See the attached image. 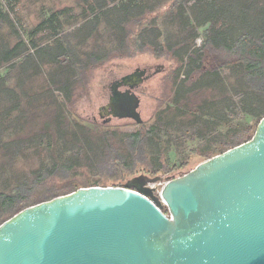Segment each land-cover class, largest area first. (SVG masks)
Returning a JSON list of instances; mask_svg holds the SVG:
<instances>
[{"label": "rangeland", "instance_id": "1", "mask_svg": "<svg viewBox=\"0 0 264 264\" xmlns=\"http://www.w3.org/2000/svg\"><path fill=\"white\" fill-rule=\"evenodd\" d=\"M208 1L213 3V0ZM238 1L248 7V18L252 20L247 25H250L251 30L255 29L252 34L260 36L264 32L261 24L264 0ZM92 4L98 6V2L94 0H0V15L4 18L0 30V57H13L9 50L17 44L21 45L20 53L17 52L20 54L18 57H29L16 70L10 69L9 65H0V78L7 80L6 86L0 88V193L29 186L40 174L54 166L68 164V161L81 165L76 176L82 180L95 174L93 167L101 159L100 155H103L102 164L106 163L104 167L110 165V170L119 171V175H122V171L127 173L133 170L135 166L137 169L165 166L167 175L173 179L161 174L147 176L164 179L161 185H149L157 189L154 195L158 197L165 182L180 178L196 168L204 160L201 158L204 151L218 150L233 127H253L256 124L258 117L243 111V107L249 105L260 108V103L250 104L249 98L243 95V68L222 69L220 76L224 82L219 84L213 76L205 77L200 72L188 71L190 58L178 52V57L184 60L181 70H178L181 61L175 58L158 59L148 54L114 58L101 68L91 69L89 54L92 50H119L127 54L130 47H134L131 41L122 44L120 30L114 31L112 26L100 25L101 21L96 28L98 30L90 37L87 34L92 32V26L79 30L85 22L82 15L85 11L88 12V6ZM170 7L171 3L159 7L156 13L145 16V20L142 17L141 22L130 23L128 28L132 39L145 29L144 36L152 38L154 35L148 34L152 28L145 23L157 17L159 24L163 25ZM56 13H62L59 22L48 23ZM225 15L227 14L222 13L197 28V37L192 42L190 51L194 52L193 55L212 37L215 41L216 33L229 32L228 29L233 23L229 21V15ZM232 27L237 28L239 24ZM162 31L171 47L179 45L175 43L179 34L177 28L168 26L166 30L163 25ZM167 31L171 32L167 34ZM56 34L60 35L59 44L56 42ZM33 45L47 48L38 54L24 56L28 51H34ZM67 56L73 57L81 67L89 68L83 72V78L79 77L82 74L70 63L62 64ZM202 63V68L208 72L213 69L210 55ZM137 65L150 68L152 72L160 67L159 74L138 95L141 99L140 114L143 125L129 120H114L112 124L98 125L100 129L93 131L78 123L76 119L85 120L90 110L97 114L106 98L108 99L111 83L131 72ZM87 75L88 82L83 87ZM199 80L201 87H197ZM174 82L177 83L176 86ZM69 86L73 87L67 92L73 103H67L64 96V89ZM58 110L66 113L68 124L63 128L64 133L61 136L55 127L56 115H60ZM98 121L102 122L99 119ZM46 124H51L50 131H45ZM153 128L156 130L154 136L141 144L143 152L141 148L134 155H138L140 159L133 160L132 152L124 167L121 163L113 164L106 157L102 138L104 133H113L109 138L121 144L122 141L125 143L127 136ZM136 160L141 162L135 164ZM144 160L146 165L142 162ZM186 162L190 165L183 166L182 169L174 168ZM124 175L126 177L128 174ZM128 177L126 180L133 178ZM99 179L95 175V180Z\"/></svg>", "mask_w": 264, "mask_h": 264}, {"label": "water", "instance_id": "2", "mask_svg": "<svg viewBox=\"0 0 264 264\" xmlns=\"http://www.w3.org/2000/svg\"><path fill=\"white\" fill-rule=\"evenodd\" d=\"M129 94L110 107L141 125L140 98ZM163 182L80 188L21 211L0 226V264H264V118L249 142L155 197L149 185Z\"/></svg>", "mask_w": 264, "mask_h": 264}, {"label": "trees", "instance_id": "3", "mask_svg": "<svg viewBox=\"0 0 264 264\" xmlns=\"http://www.w3.org/2000/svg\"><path fill=\"white\" fill-rule=\"evenodd\" d=\"M94 1L98 2V6H96L95 4L88 6V12L85 11V13L81 17L85 22L83 23V26L79 28V30H84L86 29V27L92 26V32L87 34V37H90V35H92L94 31L98 30L96 28L98 26V23L101 21L100 25L105 24L107 27L112 26L113 28L115 26L114 29H111L114 31L120 30L122 35V44H124L125 41H128L129 43L131 41V44H133L134 47H130V51L127 54L122 53L119 50L109 52L105 50H92V53L89 54V64L91 69L101 68L114 58L135 57L141 54H148L158 59L175 58L176 60L181 61V67H179L178 69L181 70L184 60L183 58L180 59V57H178V52H181L183 53V56L187 55L190 58L188 65L189 67H187L189 68L188 71L200 72V75L205 74V77L213 76L214 80L219 84H223L224 82V80L220 76V72L222 69L229 67L243 68V95L249 98L250 104L252 102H254L255 104L260 103V108H252V105H249L248 107L244 106L243 111L249 115L258 117L256 124L253 127H250L249 125L233 127L227 140L221 144L218 150L204 151L202 153L201 158H204V160L200 163L209 160L217 155H221L228 150L234 149L242 144H245L253 138L260 121L264 118V32L260 36H255L252 34V30L255 29L251 30V28H249L250 25L249 27L247 25L249 24V22H251L252 19L248 18L249 14L247 13L248 7L246 6V4H241L238 0H213V3L209 2L208 0ZM170 3L171 7L168 13L165 15V22L163 23V25L165 26L166 30L168 26H173L174 28H177L179 30V34L176 37L177 41H175V43L179 45H177L176 47H171V45L168 44V38L165 35V32L162 31L163 25L159 24L157 17L145 23L147 27L149 26L150 28H152V31L148 33L150 35H154L152 38H147L144 36V32L146 31L145 29L141 31L136 38L132 39L130 30L128 28L130 23L135 21L141 22L142 17L144 18L147 15L154 14L157 12V9L159 7H164ZM199 13L204 14L198 19V16L201 15H199ZM222 13H226L227 15H229L225 16H227L229 21L233 23L232 26L238 23L239 27L235 28L231 26V28L228 29V33H216V35L214 36L215 41L212 37L211 40L208 41V43H206L201 49H198L197 53L193 55L194 52L190 51L192 42H194L197 37V28L205 25L206 23L210 22L212 18L217 17ZM85 14L87 15L85 16ZM60 15H62V13L54 14L48 21V23L51 24L54 22H59V18L61 17ZM261 20V24L264 27V16ZM3 23L4 18L0 15V30ZM170 32L171 31H167V34H169ZM59 36V34L55 35V37H57V44L60 43V38H58ZM33 46L34 51H28V53H26L24 56L38 54L39 52L47 48L46 46ZM178 46L179 49H177ZM20 50L21 45L17 44L13 49H11L12 52L9 50L10 53H13V57H0V65H9L10 69L16 70L21 62L28 61L29 58L23 56L18 57L20 54H18L17 52L19 51L20 53ZM64 55H66V53H64ZM207 55H210L213 60V69L210 72L202 68L203 65H201L203 64L202 62ZM21 58L22 60H19ZM68 63L79 70V74H82L79 76L80 78H83V72L89 69H86V66L81 67L82 65L79 62H76L73 57L68 58L67 56V59L62 62V64L65 65ZM91 66H93V68ZM200 80L198 81L197 87H201ZM6 81L7 80L5 78H0V88H4V86H6ZM87 82L88 75L86 77V81L83 84V87L86 86ZM174 84L175 86L177 85V83L175 82ZM70 88L73 87L69 86L64 89V96L65 100H67V103H73V100H71L69 93H67L69 92ZM56 91L58 90H55V92ZM19 103H21L20 98ZM58 112L60 115H56L57 123L55 124V127L56 132L61 136L64 133L63 128L68 126V124L66 123V113L64 111V113H61L59 110ZM50 125L51 124L45 125V131L51 130ZM72 128L73 126L71 125L70 129ZM66 129L68 131V127ZM155 131L156 130L153 128L152 130H148L145 132L141 131L131 134L127 136L125 143L124 141H122L121 144H117L113 139L109 138V136L113 135V133H104L105 135L103 134L102 138L104 142V152L106 153V157L110 159V162H113V164L117 165L121 163L125 167L127 160L131 156L130 153L133 152V160L135 158H139L138 155L135 157L134 155L136 154L138 149L142 148L143 152V145L141 146V144H143L144 141L148 140V138L154 136ZM128 147L130 150L128 149ZM100 156L101 159L98 161V164L96 161L97 165L93 167L92 170L95 174L92 176H87L82 180L77 179L76 176L81 168V165L71 164V162L68 161V164L54 166L53 169L46 171V173L44 174H40L29 186L17 189L12 192L2 191L0 193V226L29 207L71 194L73 192H76L80 188H90L96 185L101 187L133 186L134 181L143 178L142 175L158 176V174H161L166 178L173 179L171 176L167 175L168 171L166 170L165 166L154 168L142 167L141 169H137V167L135 166L133 170L127 173H124L122 171V176L118 174L119 171L112 172L109 167L110 165L104 167V165L106 164H102L104 156ZM140 162L141 161L136 160L135 164H138ZM142 162L145 165L147 164L145 160ZM188 164L189 162L182 163L174 168L182 169L183 166H186ZM102 172L109 173L104 174ZM124 174H128L127 176L129 177L133 176V178L130 179L128 177L129 179L126 180L127 176L125 177ZM95 175L100 177L99 181L95 180ZM57 179L61 180L55 183L54 181ZM159 206L163 208V211L166 215H169L168 209L166 207H164L160 203Z\"/></svg>", "mask_w": 264, "mask_h": 264}, {"label": "flooded vegetation", "instance_id": "4", "mask_svg": "<svg viewBox=\"0 0 264 264\" xmlns=\"http://www.w3.org/2000/svg\"><path fill=\"white\" fill-rule=\"evenodd\" d=\"M160 67H157L156 72H152V69L150 68H145L144 71H139V78L138 81L134 83L133 86H131L130 84L133 83L131 77H120L119 79L114 80L111 83L110 86V94L108 96V99L106 98L107 96H105L106 100L104 102V105L102 107L99 108L98 113L96 114L94 111H88V116H86L85 120L83 121H88L90 123H93L95 125L96 128L100 129V126L102 125H107V124H112V122L114 120L116 121H123V120H129L132 121L133 119L128 117V118H123L120 119L119 117L114 116V109L112 107H110V103L112 98H119V99H124V97H127V95L130 96L129 91L131 90L132 93H135L137 96L144 92L143 90H145V85L158 73ZM130 106V105H129ZM124 110L118 112V113H123ZM139 114L141 111V99H140V105L138 108ZM141 116V114H140ZM84 119V118H83ZM98 119L102 122H99ZM142 119V118H141ZM82 120V119H80ZM134 121V120H133ZM143 121V120H142ZM100 125V126H98ZM143 125V123L141 124ZM139 183V182H138ZM141 186V185H139Z\"/></svg>", "mask_w": 264, "mask_h": 264}, {"label": "crops", "instance_id": "5", "mask_svg": "<svg viewBox=\"0 0 264 264\" xmlns=\"http://www.w3.org/2000/svg\"><path fill=\"white\" fill-rule=\"evenodd\" d=\"M145 68H141L139 65H137V67L135 69H133L131 72L127 73L126 75H123V76H126V77H131L133 83L137 82L138 81V78L136 76H139L138 72L139 71H144ZM122 76V77H123ZM132 83V84H133ZM131 120V119H130ZM133 121V120H132ZM134 122L136 123V121L134 120ZM137 124V123H136ZM139 125V124H137Z\"/></svg>", "mask_w": 264, "mask_h": 264}]
</instances>
